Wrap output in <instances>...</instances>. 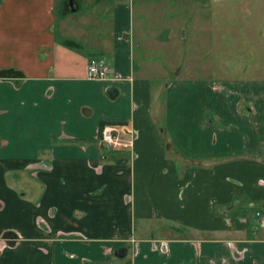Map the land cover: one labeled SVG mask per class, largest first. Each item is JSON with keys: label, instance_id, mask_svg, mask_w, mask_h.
I'll use <instances>...</instances> for the list:
<instances>
[{"label": "crops", "instance_id": "crops-1", "mask_svg": "<svg viewBox=\"0 0 264 264\" xmlns=\"http://www.w3.org/2000/svg\"><path fill=\"white\" fill-rule=\"evenodd\" d=\"M67 1L0 0V264H264V78L162 76L177 0Z\"/></svg>", "mask_w": 264, "mask_h": 264}, {"label": "rangeland", "instance_id": "rangeland-1", "mask_svg": "<svg viewBox=\"0 0 264 264\" xmlns=\"http://www.w3.org/2000/svg\"><path fill=\"white\" fill-rule=\"evenodd\" d=\"M145 5L159 10L144 17L150 24L146 34L166 31L162 49L147 50L162 61L161 68L166 69L162 76L236 80L246 74L264 78V0H177ZM138 8L135 2L134 18L140 24L143 17ZM83 9L81 4L67 17H79ZM240 67H245L244 72Z\"/></svg>", "mask_w": 264, "mask_h": 264}, {"label": "built area", "instance_id": "built-area-1", "mask_svg": "<svg viewBox=\"0 0 264 264\" xmlns=\"http://www.w3.org/2000/svg\"><path fill=\"white\" fill-rule=\"evenodd\" d=\"M109 63L106 59L98 56L88 57L85 63V75L91 78H108ZM132 129H122L114 122H103L98 126L97 140L105 147H129L132 144ZM262 222V219H261ZM128 264V263H121Z\"/></svg>", "mask_w": 264, "mask_h": 264}, {"label": "water", "instance_id": "water-1", "mask_svg": "<svg viewBox=\"0 0 264 264\" xmlns=\"http://www.w3.org/2000/svg\"><path fill=\"white\" fill-rule=\"evenodd\" d=\"M68 3V8L70 10H72L74 8V4L71 0H68L67 1ZM126 253V246L125 245H121V246H118L114 251H113V254L116 256V257H123Z\"/></svg>", "mask_w": 264, "mask_h": 264}, {"label": "trees", "instance_id": "trees-1", "mask_svg": "<svg viewBox=\"0 0 264 264\" xmlns=\"http://www.w3.org/2000/svg\"><path fill=\"white\" fill-rule=\"evenodd\" d=\"M104 121H101L100 123H99V126L103 123Z\"/></svg>", "mask_w": 264, "mask_h": 264}]
</instances>
